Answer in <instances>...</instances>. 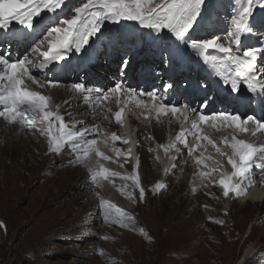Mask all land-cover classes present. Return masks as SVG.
I'll use <instances>...</instances> for the list:
<instances>
[{"label": "snow or ice", "instance_id": "1", "mask_svg": "<svg viewBox=\"0 0 264 264\" xmlns=\"http://www.w3.org/2000/svg\"><path fill=\"white\" fill-rule=\"evenodd\" d=\"M220 2L0 0V119L5 129L16 125L25 135L43 137L47 141L44 155H67L69 166L85 165L89 155L95 154L114 163L122 157L124 163L120 167L123 168L131 163L132 148H118L115 142L128 145L131 141L117 132H102L101 124L106 121L123 127L125 109L129 105L143 107L148 114L155 112L157 126H160L161 116L183 119L174 140L159 147L166 156L175 150L176 155L168 157L172 161L179 159L186 164L188 158H192L194 165L202 166L195 173L201 186L207 187L203 181L211 178L213 173L219 174L213 183L222 189L224 197L230 193L235 197L245 195L248 188L258 182V177L259 183L264 184V15L256 14L258 9L264 10V0H229L231 7L225 19L227 28L217 33L213 31L216 22L213 14ZM106 22L121 27L122 22H133L134 27L129 33H111L105 28ZM252 35L257 36L260 46H245L243 40ZM14 43H22L25 47L24 53L16 58L5 47ZM122 43L160 49L164 63H183L185 60L201 63L220 83L227 85L237 99L245 98L247 94L248 100L259 104L260 118L242 115L231 108L205 112L211 97L198 109L187 103L178 104L172 99L175 91L172 83L137 91L124 78L129 65L127 57L120 62L121 79L110 87L86 85L83 80L66 83L60 78L61 73L70 68L72 56L87 55L88 49L97 44ZM208 87L206 81L199 84L200 89ZM60 88L71 95L57 102L53 90ZM121 94L126 99H122ZM142 97H148L151 103ZM76 101L86 106L89 120L93 122L77 118L78 114L73 111ZM113 105L123 106L114 111ZM185 124L189 126L185 127ZM206 127L227 134L213 138L205 132ZM244 135L252 139L241 138ZM189 136L197 140L195 148L189 145ZM142 139L149 142L154 137L149 132ZM101 143L110 148L115 158L100 149ZM208 145L225 158L230 170L214 156L205 155ZM199 149L203 151L194 156ZM147 151L154 154L155 161H160L156 148L148 147ZM206 160H212L215 167ZM140 166V157L136 156L135 162L131 163L132 171L122 175L97 160L94 166L87 167L88 186H98L103 178L133 201L137 199L138 189V199L143 201L145 188L141 184ZM176 167L172 163L163 172L171 174ZM116 177L123 181L119 186L115 184ZM167 187L165 182L158 181L151 191L155 195L161 190L166 191ZM94 194L99 196V193ZM98 209L102 224L137 230L136 217L115 203L100 197ZM215 222L224 223L222 220ZM0 229L6 231L3 221H0ZM138 231L151 241L144 228ZM103 238L109 239L106 235ZM99 254L104 256L105 252L100 250ZM110 264L116 262L110 261Z\"/></svg>", "mask_w": 264, "mask_h": 264}, {"label": "rangeland", "instance_id": "2", "mask_svg": "<svg viewBox=\"0 0 264 264\" xmlns=\"http://www.w3.org/2000/svg\"><path fill=\"white\" fill-rule=\"evenodd\" d=\"M221 1L231 7L229 0ZM89 57H92L90 53L87 59ZM84 76L85 73H79L72 79L91 81L89 76ZM136 116L140 118L139 113ZM181 119L176 122L183 123ZM131 136L126 148H132L134 163L137 140L134 134ZM174 138L167 134L170 139L167 144ZM9 139L0 138V221L6 226V231L0 229V264H110V261L116 264H264V226L249 225L255 216L264 218V204H246L245 201V196L256 197L264 186L238 197L225 212L226 199L220 192L218 208L211 212L207 206L194 208L189 202L194 197L191 192L182 191L179 194L182 204L173 205L170 192L161 190L153 195L150 186H143L144 200L139 201L137 189V199L129 202L133 206L131 213L136 217L137 230L133 231L102 224L98 209L103 196L101 188L95 186L87 190L79 167L68 168L60 158L50 160L51 154L44 155L36 149L35 140ZM151 142L156 151L159 150L154 139ZM188 143L194 147V141L189 138ZM211 149L207 148L208 153L213 152ZM158 154L161 172L158 181L165 182L163 169L174 162L168 157L176 153L173 149L167 156ZM215 154L226 168L222 157ZM203 170L209 171L208 168ZM205 179L203 183L210 185L213 177ZM145 202L152 206L143 211L145 221L140 222L141 209L135 208L139 205L146 209ZM210 217L224 223L213 225ZM242 221L246 227L232 246L225 239L226 229ZM141 227L151 241L139 233ZM105 235L109 239H104ZM255 243H258L257 248L245 255ZM100 250L105 252L104 256L99 254Z\"/></svg>", "mask_w": 264, "mask_h": 264}, {"label": "bare ground", "instance_id": "3", "mask_svg": "<svg viewBox=\"0 0 264 264\" xmlns=\"http://www.w3.org/2000/svg\"><path fill=\"white\" fill-rule=\"evenodd\" d=\"M229 10H230V8L224 2L221 1L220 3L217 4L216 12H214V14H213V19L216 21L215 26L213 28L214 32H217V33L222 32L224 29L227 28V24L225 23V19H226V16H227ZM256 14L258 16L264 15V10L258 9ZM122 24H123V27L118 26V25H112V24H109L106 22L105 28H107L111 33H117V32L129 33L132 31V29L134 27L133 22H122ZM245 42L254 43L252 45H258L259 44V40H258L256 35H252V36L245 38L243 40V43H245ZM5 47L7 48V51L11 52V54L14 58L21 56L25 51V47L22 43H14L11 46H5ZM125 52L128 54V56H131L134 54L136 56V58L138 56L142 57L141 61L144 64V68L149 73L155 72L159 68L163 67L164 62H163V58H162V54H161L162 50H160V49L154 50V49H151L147 46H141V45L133 44V43H122V44L105 45V46H101L100 44H97V45L88 49L87 55H81V56H75L74 55V56H72L70 61L71 60H77L78 64L77 63L73 64L74 62L69 61L70 62V68L68 69L67 72L61 73L60 78L63 79L66 83H71V82H76L75 80L72 79L73 75H78L79 73H85L84 77L89 76L91 79L90 82L86 81L87 79L84 80L85 81L84 83L86 85L100 86V87L113 86L114 83L112 82V80H109L110 77H108V76L113 74V72H115L114 67L119 63V59H120L121 55H123ZM89 53L92 55L91 59H87ZM192 71H195V68L193 66H192ZM147 72L145 74H147ZM34 74H36L35 71H34ZM200 75L201 76L204 75V72H200ZM69 79H72V80H70L68 82ZM78 82H80L79 79H78ZM87 82H89V83H87ZM137 83L138 82L136 80H133V82H132L133 87H135V85ZM224 86L227 87V85H224ZM53 94H54L57 102H62L64 99L69 98L71 95L70 93L66 92L62 88L54 89ZM233 96L234 95L231 94L230 91L223 93V95L219 98L218 102L215 103L214 106H210V108L211 109H213V107L219 108L222 105H224V103H230L234 106L233 110L236 111L238 106L240 105V102H238V100H233L232 99ZM121 98L126 99L123 96V94H121ZM74 103H75V107H74L73 111L78 114L77 118L89 121V123L93 122V121L89 120V114L87 113L86 106L80 104L79 101H76ZM148 103H150V102H148ZM202 103L203 102H200V104H202ZM128 107L130 108V111L131 110L135 111L136 107H132L131 105H129ZM113 110L114 111L116 110L115 105H113ZM81 113H83L84 115H79ZM139 114H140L139 119L137 118L136 115H134L132 113L130 115L131 116L130 121L132 124V129L134 131H137V135H136V138H137L136 156H139L140 160H141V166L139 169L140 176H141V184H142V186H145L146 188H147V186H150V188H152L154 183H156L159 180V176L161 174L160 169H159V164H158L159 161H155L153 159L154 154L149 153L147 151L148 147H153L152 142L151 141H149V142L144 141L142 139V136L150 132V134L154 137V142L159 147L160 144H167L168 141L170 140V139H167V141H166V135H165L166 132L172 136H175L177 134V132L179 131V127L182 124V122H180L181 124H178L179 122H176L177 119H175V118H172L170 116H161L160 117V126H157L156 118H155V112L148 114L145 112V109L142 110V108H141ZM243 114L244 113H242V115ZM124 116H125V114H124ZM181 120L183 121V119H181ZM144 121H146L147 124H145ZM96 122H99V121H96ZM127 126H128V124H125V127H127ZM184 126L188 127L189 125L185 124ZM102 128L105 131H102ZM101 131L107 132V133L117 132L118 134H120L118 125H116L115 123L109 124L106 121L101 124ZM205 132L210 134L213 138L227 134L226 132L225 133L215 132L211 129H208L207 127L205 128ZM127 133L129 136V131H127ZM1 137H5L7 139L10 138L12 140H35L36 149L39 152H41V153L43 152V154H44V151H47V141L43 137L37 138V137L25 135L24 133H21L18 131L17 126H9L5 129L4 122L2 119H0V138ZM188 138L191 139L192 141H194V147L193 148H195L197 143H198L197 140L192 136H189ZM241 138L249 139V140L252 139L248 135H244ZM23 142H25V141H23ZM27 143H28V141H27ZM202 143L206 144V142H202ZM115 146L118 148L127 149L126 145L122 144V142H120V141L115 142ZM99 147L102 151H105V153L107 155L113 156L115 158V154L111 152L109 147L105 146L102 143L99 145ZM177 147H182V145L177 144ZM207 148H212L210 151L213 150L214 153L213 152H211V153L209 152V153L211 156H214L215 159L217 160V158H216L217 156L215 154L216 153L215 149L210 145H208ZM201 150H203V149H199L197 151H200V153H201ZM224 150L229 151V149H227V148H224ZM158 151L160 152L161 155H165L163 148L159 147V150H157V153H159ZM196 153H197L196 151L193 153L194 156L200 155V153L198 155ZM207 153H208V151H206V154ZM209 153L207 155H209ZM184 154H185V156H187L186 151ZM92 156H93L92 162H94V165H95L96 161L99 160V162L101 164H103L105 167H108L111 170L119 172L122 175H126L128 172L132 171V167H131L132 159H131V163L125 164L124 167L122 168V167H120V164L124 163V159L122 157L119 158L118 162L114 163V162L104 161V160L100 159L98 156H96L95 154H93ZM58 158L62 159V161L64 162V164L68 168L79 167L80 168V177H81L82 181L84 182V184L86 185L87 190L88 189L93 190V187L88 186L89 177H88L87 170L85 168H83L82 166H69V164H68L69 157L67 155L51 154L50 160L58 159ZM222 159L226 165V169L230 170V165L226 164L225 158L222 157ZM192 160H193L192 158H188V162L186 164L183 163V161L179 160V159L173 162L177 165V167H176V169L173 170V172L171 174H168L165 176V183L168 185V187H167V190L166 191L163 190V192H170L172 194V200L171 201H172L173 205L182 204V198H179V194L182 191L191 192L194 197H192V199L189 202L192 204V206L194 208H197L200 206H207L211 212H214V210L218 208V205L220 203L219 199H218L219 195H217L218 192H220V194L223 196L222 189L217 184L213 183V181L216 180L219 175H218V173L217 174L215 173L216 175H212L213 179L209 180L211 182H210V185H207V187L201 186V184L197 181L198 180L197 177L195 176V173H196L198 168L196 165L193 164L194 161H192ZM206 163L211 165L212 167H215L212 160H206ZM181 169H182V171H181ZM254 171H255V169H254ZM101 179L103 182L106 183V185L104 187H101V192L103 195L102 197L104 199H107V200L115 203L118 207H121V208L125 209L126 211H130V212L133 211V208H132L133 206H131V204H129V202L131 200L127 198V195L126 194L121 195V193L119 191H117V187H114L113 184L110 183L109 181L104 180L103 178H101ZM114 179H115V184L117 186H119L121 183H123V181H121L119 177H116ZM261 186L263 187L264 184L259 183V177H258V182L254 186L249 187L246 194H248L250 192L249 190H252V189L256 190L257 188H259ZM193 188L196 189L194 192L192 191ZM96 189H98L97 186H96ZM201 190H204V191L202 192ZM257 190H259V189H257ZM253 194H254V192H253ZM250 195L252 196V194H250ZM249 196H245L246 204H249V202L254 203V205H258L259 203L264 204V189L262 190V192L257 191L256 197H249ZM224 198L226 199V207L225 206L223 207L224 212L227 209L230 210V208L233 207L234 203L238 201V199H237L238 197H235L234 194H232V193L229 194L228 197H224ZM184 203H185V201H184ZM150 205H147V203H146L145 204L146 209L140 207L139 205L136 206L135 209H141V211L139 210V215H138V220L140 222L145 221L143 211L148 210L149 209L148 207H150ZM228 215L229 214H227V213L225 214L226 217ZM201 216L204 218L203 212H202ZM229 219H230V217H229ZM215 221H216L215 219H212L210 221V223L213 225H216L217 223ZM257 224H262L264 226V218L260 217V216H255L254 219L249 222V225H251L252 227H255V225H257ZM245 227H246L245 221H242L240 224H233V225L231 224L230 227H227V229H226L227 232L225 235V239L229 243H231L232 246L233 245L235 246L236 242L238 241V239L241 236L242 232L244 231ZM257 245H258V243L251 245V247H249L246 250L245 255L249 251H251L252 249H256Z\"/></svg>", "mask_w": 264, "mask_h": 264}, {"label": "clouds", "instance_id": "4", "mask_svg": "<svg viewBox=\"0 0 264 264\" xmlns=\"http://www.w3.org/2000/svg\"><path fill=\"white\" fill-rule=\"evenodd\" d=\"M119 64V63H118ZM118 64L116 65V66H118ZM114 71L115 72H113V74H111V75H109L108 77H110V79H112V82L115 84V79H118L117 78V76H118V73H117V69H115L114 68ZM115 73V74H114ZM136 89H137V91H139L140 90V88L138 89L137 87H135ZM200 89V88H199ZM203 90L202 89H200V90H197V93L195 92V94H194V96L195 97H197V98H203V99H205L206 97H207V94L206 95H202L201 94V92H202ZM199 92V93H198ZM189 100H190V103H187L185 100H184V102H182V101H180L179 103H187V104H189L190 106H196L197 107V109L199 108V105H200V102H203V101H201V99L199 100V99H197V100H195V101H192L191 99L192 98H188ZM144 100H146L147 102H150V101H148L147 99H144ZM151 103V102H150ZM178 103V104H179ZM226 105L227 106H229L232 110H233V108H234V106L232 105V104H228V103H226ZM121 106V105H120ZM120 106H117V105H115V107H116V110H118L119 109V107ZM142 108V110L144 109L143 107H136L135 108V111H130V108L128 107V108H126L125 109V117H124V124H123V127H120L119 126V132H120V134L122 135V136H124L125 138H128V139H130L131 138V133L132 134H134V136H135V138H136V135H137V131H134L133 129H132V124H131V121H130V115H131V113L132 114H134V115H136L137 113H139L140 112V109ZM213 109H207V110H205V112H209V111H212ZM234 111V110H233ZM131 112V113H130ZM125 124H128V126L127 127H125ZM102 131H105L103 128H102ZM127 131H129V136H128V133H127ZM167 134H169V133H167L166 132V140H167ZM136 140H137V138H136ZM93 154H91V155H89V157L87 158V162H86V164L85 165H81L83 168H85L86 170H87V167L88 166H94V162H92V160H93V156H92ZM106 185V183L105 182H103L102 181V179L100 178V180H99V184H98V188H101V187H104Z\"/></svg>", "mask_w": 264, "mask_h": 264}]
</instances>
